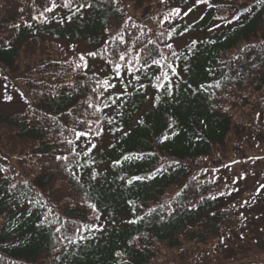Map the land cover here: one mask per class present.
I'll return each mask as SVG.
<instances>
[{
	"label": "trees",
	"instance_id": "obj_1",
	"mask_svg": "<svg viewBox=\"0 0 264 264\" xmlns=\"http://www.w3.org/2000/svg\"><path fill=\"white\" fill-rule=\"evenodd\" d=\"M122 1L134 12L126 25L124 7L108 0H90L93 6L71 21L66 19L68 9L56 8L45 13L46 22L39 13L48 0H0V66L5 72L0 77H7L5 82L12 84L23 104L10 113L0 108V264H200L256 223L259 213L230 206L224 197L229 191L224 190L222 200L216 178L197 173L205 169L202 162L238 157L262 138L264 7L256 6V0H210L211 8L196 0ZM173 8L192 11L173 17L171 25L162 23ZM237 15L239 21L233 19ZM133 23L139 27L133 28ZM121 31L128 41L121 47L132 49V55L149 40L154 41L149 47L159 45L167 53L165 44L172 43L183 53L173 58L180 74L178 87L172 96L158 94L140 74L147 87L140 89L133 80L128 95L117 101L119 107L114 104L97 113L89 103L100 104L103 97L98 99L92 91L94 81L108 78L110 68L100 57L96 58L109 69L105 75L76 67L82 63L76 47L101 51L109 41L111 49V38ZM184 37L190 38L178 47ZM193 40L201 43L190 55L187 46ZM252 45L256 48L233 60L240 49ZM253 62L260 66L252 68ZM209 69L214 70L211 75ZM153 72L159 74L149 70ZM216 81L220 88H202ZM119 91V84L111 90ZM98 117L92 128L100 127L102 133L89 139L106 135L107 145L93 148L89 156L81 154L84 167L77 171L73 165L74 178L56 157L69 152L65 138L76 143L78 152L84 149L85 139L76 141L69 129L83 130L88 124L81 121ZM165 134L169 138L162 142ZM126 155L133 159L125 161ZM157 168L161 171L152 175ZM11 183L17 189L9 191ZM24 192L40 193L37 198L47 207L29 203ZM169 205L175 210L171 215ZM152 208L156 211L146 215ZM45 216L56 223L41 224ZM61 224L68 227L67 233L55 231ZM84 224L101 230H82L87 239L77 238L72 244L63 239L72 235L74 226Z\"/></svg>",
	"mask_w": 264,
	"mask_h": 264
},
{
	"label": "snow or ice",
	"instance_id": "obj_2",
	"mask_svg": "<svg viewBox=\"0 0 264 264\" xmlns=\"http://www.w3.org/2000/svg\"><path fill=\"white\" fill-rule=\"evenodd\" d=\"M111 4H116L119 2V0H108ZM161 3H166V0H160ZM196 4H207L209 8L213 7L214 5L210 2V0H196ZM50 5V6H49ZM93 4L90 2V0H84V2H81V0H48V4L44 6L43 11L39 13V18H43L45 22L47 21V17L45 16V13L53 12L56 8H65L69 10L70 15L66 17L68 21H71L72 17L75 16L77 13L82 12L85 8H91ZM256 6L264 7V0H256ZM192 9L189 8L188 11L183 12L184 16H187L189 12H191ZM248 11H251V9H248ZM182 10L180 8H173L168 13H166L163 17V22H167L169 25L172 24V18L173 17H180ZM32 19H38L37 16H33ZM132 17H127V20H125V25L127 24L128 20H131ZM203 19V17H201ZM217 19H224L225 23H232L231 20H228L227 18H217ZM234 20L239 21L240 15H237L233 17ZM60 23H63L64 20H60ZM17 27H19L17 25ZM30 27V25H29ZM133 28L139 27L137 24H132ZM215 27H220V25H215ZM213 29L210 28L209 31H212ZM107 31V29H106ZM187 31V29H185ZM167 30L164 32H161L160 35L164 36L166 34ZM172 32H175V29H172ZM180 35H183L184 32L179 33ZM138 39V38H137ZM168 39H172V35H168ZM113 47L110 49L108 47L109 41H105V47L101 51H94L89 52L86 54H81L79 56V61L82 63H78L76 67L87 69V60L86 57L91 56L93 58L100 57L101 59L105 60V63L110 68V76L108 78H102V79H96L94 81L95 87L92 88V91L94 93H97L98 99L100 97H103V100L100 104L93 105L92 103H89V107H95V111L97 113L102 112L104 109L111 107L112 105L116 104L117 107L120 105L117 104V101L121 100L124 96L128 95V85L134 80L136 82H139L140 89H144L147 87L143 82H141V75L142 74L146 79L149 80L151 87L156 89V92L158 94H166L168 96L173 95V91L175 87H178L177 81L180 79V74L177 71L178 65L175 63V59H179L181 56H183V53H177L172 43H166L165 47L167 48L168 52L166 53L164 50L159 48V45H155L154 47H149V45H153L154 41L149 40L147 44L142 45L140 48L135 50V55H132V49L129 48H122V45H125L128 43V41L125 40L123 31H121L117 36H114L111 38ZM210 43H215V41H209ZM134 43V42H133ZM201 43V41L193 40L190 45H188V53L194 54L198 49L197 45ZM256 48V45H252L251 49L242 48L239 51V54L233 57V60L239 61L243 58V55L245 54L246 50L251 51ZM175 58V59H173ZM262 63H264V60H262ZM260 65L253 62L251 64L252 68H257ZM149 70H158L159 74H149ZM187 70V68H185ZM209 74L211 75L214 70L209 69ZM128 77H131V80L127 79ZM175 78V79H174ZM224 78L227 79V75L224 74ZM7 79V77H5ZM154 80V82H153ZM115 81V82H113ZM121 85L122 91L117 92L116 94H112L111 90L117 88V85ZM190 88L191 85H188ZM220 88L221 83L220 81H216L215 85L208 84L203 85L202 88L205 90L208 88ZM5 88H7V85H5ZM105 93H108L107 96H105ZM23 98V94H21ZM160 95H157L156 99L159 100ZM5 99L10 101L12 99L11 95H6ZM71 115V113H69ZM99 117L96 121L91 122H85L81 121V123H87L88 126L83 130H77V128L73 127L72 129H69L70 132H72L75 136V140L79 141L81 137H83L86 141V146L84 149H82L80 152L77 151V145L73 140H69L65 138L68 146H69V152L67 155H58L56 157V160L63 161V166L66 171L70 172L73 177H76V172L73 171V165L76 166L77 171L84 167V165H81L79 163V157L81 154L84 156H89L91 150L96 147L94 143L91 142L89 139L92 136H99L102 133V128L97 127L95 129L92 128V124H98ZM109 123H111V120H109ZM172 125H169V128H171ZM127 135V133H125ZM169 137L167 134H165L162 138L163 140H167ZM90 144L91 147H87V145ZM72 157H77L76 160H73ZM136 159H141L142 157H135ZM123 159L125 161H128L130 159H133L131 156H124ZM91 162V161H90ZM116 163H119V161H116ZM178 163V162H177ZM0 171H3V169H0ZM161 171L160 168H157L155 170V173L152 175H155L156 173H159ZM152 175L148 177H132L130 178L127 183L131 184L134 180H144V179H150L152 178ZM97 173L93 172L91 174V179H96ZM7 179V178H6ZM76 182L79 184L80 180L77 178ZM25 187H28V182H24ZM83 187V185H81ZM187 188V185L184 186ZM261 188H264V185H261ZM17 189V185L15 183L10 184L9 191ZM183 191V190H182ZM26 199L29 200V203H35V204H41L45 207H47L46 204L41 199H38L41 194L37 193L35 196H28L26 192L21 193ZM259 194V190L257 192ZM181 195V192H177L176 196L179 197ZM223 195V193H221ZM89 196V193L85 191L84 197L87 198ZM215 199V197H212ZM247 203V202H245ZM243 206V205H241ZM89 207L92 208L93 211H97L96 205L89 204ZM163 207V205H161ZM169 207V215H171L175 210L171 209V205ZM49 213L52 212V209H48ZM135 211V209H134ZM156 211L155 208L148 209L146 211V215H151ZM143 217H141L142 219ZM58 219V218H57ZM96 219H99V216L96 217ZM163 220L164 217H161ZM44 221H47L50 225L56 223L55 220H48L47 216H45L44 220L41 221V224L44 223ZM129 223H135V221H129ZM64 230L65 233L69 231L68 227L65 224H61L59 227L55 228L56 232H61V230ZM82 230H101L98 229L96 226L93 225H79L74 226L72 228V235H64L63 239L67 240L69 244L77 242V238L79 240L87 239L86 236L83 235Z\"/></svg>",
	"mask_w": 264,
	"mask_h": 264
},
{
	"label": "rangeland",
	"instance_id": "obj_3",
	"mask_svg": "<svg viewBox=\"0 0 264 264\" xmlns=\"http://www.w3.org/2000/svg\"><path fill=\"white\" fill-rule=\"evenodd\" d=\"M118 3L126 10L127 17L134 13L129 3L122 0H119ZM154 26L155 24L151 22L150 30ZM189 38H182L177 42V46H182ZM93 51L94 47L91 46L78 44L76 47V52L79 54ZM86 60L89 72L104 73V75L109 72V69L97 58L88 56ZM3 70L4 68L0 66V75H4ZM11 88H13L12 84L6 83L5 78L0 77V108L7 113L23 108L19 94ZM6 95H11L12 99L6 100ZM107 141L108 138L105 135L93 140L92 143L99 149L105 147ZM202 165L205 166V169L199 170L197 176L216 178L219 183L218 194L222 200L225 201L221 193L228 190L230 195L224 197H227L226 201L230 206H247L259 214H257L256 223L251 225L247 232L244 231L242 236L238 235V238L232 237L228 240L224 250L206 258L200 264H264V188H261V185H264V132L262 138L258 139L255 144L249 145L240 156L227 157L218 162H202L200 166ZM258 190L259 194H257Z\"/></svg>",
	"mask_w": 264,
	"mask_h": 264
}]
</instances>
